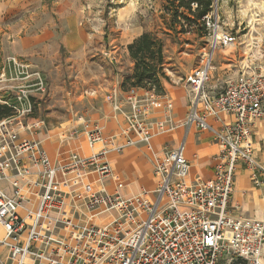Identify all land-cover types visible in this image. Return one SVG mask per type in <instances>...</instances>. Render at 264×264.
Wrapping results in <instances>:
<instances>
[{
  "label": "built area",
  "instance_id": "built-area-1",
  "mask_svg": "<svg viewBox=\"0 0 264 264\" xmlns=\"http://www.w3.org/2000/svg\"><path fill=\"white\" fill-rule=\"evenodd\" d=\"M210 7L201 18L209 51L185 78L189 96L182 123L185 134L192 127L208 130L220 146L207 179L189 177L183 139L175 148L152 151V136L172 128L173 108L165 98L164 116H150L163 97L154 90L131 86L122 92L113 84L105 101L124 117V140L82 120L62 132L61 142L80 132L90 151L81 155L76 149L60 162L32 135L37 122L25 121L33 109L30 88L43 90L39 73L33 84L4 85L0 103L12 114L0 119V250L10 264H264V221L236 218L228 207L237 164L250 172L262 169L250 137L264 116V70L243 64L235 79L210 90L214 52L236 38L220 31L217 0ZM5 59L9 72L27 66L15 55ZM136 141L152 152L156 183L126 195L108 156Z\"/></svg>",
  "mask_w": 264,
  "mask_h": 264
},
{
  "label": "rangeland",
  "instance_id": "rangeland-1",
  "mask_svg": "<svg viewBox=\"0 0 264 264\" xmlns=\"http://www.w3.org/2000/svg\"><path fill=\"white\" fill-rule=\"evenodd\" d=\"M166 1L60 0L65 8L59 16L53 11L54 0H40L34 9L16 14L12 21L0 25V74L2 71L5 74L4 81H0V98L6 94L4 85L33 84L37 72L43 80V90L30 88L33 109L25 118L29 124H38L37 130H31L34 137L39 132V136H45L43 142L56 141V137L60 140L61 132L79 127L82 120L98 124L105 132V120L112 116L124 118L107 105L105 95L113 84L119 85L122 92L133 86L130 80L126 81L133 72L127 45L141 32H150L163 41L162 85H182L188 94L185 78L202 65L208 55L210 38L207 33L199 36L188 26L184 34L171 30L169 14L164 8ZM217 7L220 31L236 37L234 44L220 47L221 53L240 57L251 70H264V0H217ZM73 14L76 15L74 27L79 31L73 32L74 27L67 25ZM21 21V25L29 27L28 32L13 35L7 26ZM180 22L184 24L182 19ZM48 25L51 31L45 32ZM66 36L72 39L71 45ZM17 40L32 49L14 51L12 46ZM77 43L78 46L73 45ZM7 55H15L27 66L9 72L4 67ZM8 94L12 99L15 92ZM123 123V129L116 131L119 134L127 132L125 120ZM146 151L150 152L147 147ZM149 154L147 161L152 168L153 155ZM123 176L129 180L126 173Z\"/></svg>",
  "mask_w": 264,
  "mask_h": 264
},
{
  "label": "crops",
  "instance_id": "crops-1",
  "mask_svg": "<svg viewBox=\"0 0 264 264\" xmlns=\"http://www.w3.org/2000/svg\"><path fill=\"white\" fill-rule=\"evenodd\" d=\"M39 3L40 0H0V25L12 21L16 14L20 15L27 10L34 9ZM53 4V11L61 16L65 4L60 5V0H54ZM67 21V25L74 27L76 15L73 14V16H69ZM21 24L22 21L17 23L11 22V26L9 25L7 27L11 30L13 35L18 36V32H24V34H26L29 27H25ZM49 26L50 25L45 26V32L51 31ZM77 30L78 29L74 27L71 31L74 32ZM65 38L66 41L69 42V45H71L73 42L72 39L67 36ZM73 45L78 46L79 44ZM12 49L14 51H18V49L22 51L32 48L24 41L17 40L14 46H12ZM220 49L219 47L214 52L211 74L207 83L210 90L213 92H218L226 81L235 79L242 70L241 67L243 65V61L240 57L236 55L224 56ZM163 88V97H160L157 106L152 109L150 116L157 119L162 118L164 116L163 104L165 98H169L173 103V108L170 111L172 116V128L152 136V151L154 153H161L165 148H175L183 139L185 146L184 154L191 165L189 177L207 179V177H210L213 173L216 163L215 157L219 153L220 146L216 143L211 132L208 130L201 131L192 127L188 130L187 134H185L182 123L186 117L185 113L187 110L189 92L187 94L186 89L182 85H164ZM107 105L111 108L109 103H107ZM222 116L225 117L224 114H222ZM105 121V132H102L106 136L119 134L120 130L123 129L124 118L120 116H112ZM251 129L250 139L254 147V155L256 159L259 160L262 169H255L253 172H250L242 162L237 164L228 207L229 213L236 218L241 217L264 221V116L257 120L252 125ZM116 131L119 132L117 133ZM78 134L77 138L71 140L69 138L67 141L61 142V137L63 135L61 132L60 140L59 137H56V141L54 139L46 140L44 142L42 141V144L46 150H48L51 159L61 162L66 160L69 153L71 154V152L76 149H78L81 155L87 154L90 151L82 134L80 132ZM120 134L118 140L123 141L125 133ZM35 135L39 140L45 138L43 134L39 136V132H36ZM128 135L132 139L137 140V135L134 132L130 131ZM144 146L143 143L136 141V143L125 147L122 152H113L108 156L110 163L113 165L115 178L124 182L122 192L126 195L136 193L145 188L151 189L155 186L156 178L153 176V167L151 168V164L147 161V155L151 151H146V147ZM146 169L148 172L143 173ZM124 173H126L129 180L124 178ZM11 262L12 260L8 259L7 253L0 250V264H10ZM25 264H33V262L26 259Z\"/></svg>",
  "mask_w": 264,
  "mask_h": 264
},
{
  "label": "trees",
  "instance_id": "trees-1",
  "mask_svg": "<svg viewBox=\"0 0 264 264\" xmlns=\"http://www.w3.org/2000/svg\"><path fill=\"white\" fill-rule=\"evenodd\" d=\"M213 0H167L164 5L169 14V27L176 34L186 33L189 29L202 36L207 29L201 18L211 9ZM184 21V24L180 22ZM179 24L180 28H177ZM188 26L189 29H186ZM163 41L157 35L150 32H141L127 45L128 54L133 60L132 74L126 78L131 85L153 89L156 94H163L164 88L161 79L165 77L162 69L164 54L162 51ZM8 105L0 104V119L11 115Z\"/></svg>",
  "mask_w": 264,
  "mask_h": 264
}]
</instances>
